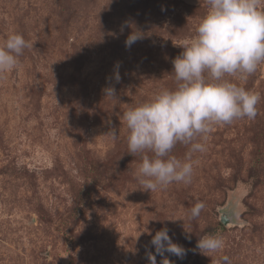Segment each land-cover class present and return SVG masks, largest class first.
I'll return each instance as SVG.
<instances>
[{
    "label": "rangeland",
    "instance_id": "obj_1",
    "mask_svg": "<svg viewBox=\"0 0 264 264\" xmlns=\"http://www.w3.org/2000/svg\"><path fill=\"white\" fill-rule=\"evenodd\" d=\"M208 9L207 0H0V45L11 34L31 45L0 74V264H151L149 255L264 264V63L246 80L225 77L260 94L257 116L198 140L206 151L191 154L190 184L145 191L127 146L123 113L176 88L173 60ZM133 32L142 39L126 47ZM188 152L178 143L172 155ZM165 228L183 259L156 253ZM208 235L223 248L198 249Z\"/></svg>",
    "mask_w": 264,
    "mask_h": 264
},
{
    "label": "clouds",
    "instance_id": "obj_2",
    "mask_svg": "<svg viewBox=\"0 0 264 264\" xmlns=\"http://www.w3.org/2000/svg\"><path fill=\"white\" fill-rule=\"evenodd\" d=\"M209 9L201 19L196 34L183 42V51L173 60L175 89H161L149 101L129 107L122 115L128 130L127 146L131 155H140L136 171L139 185L155 192L173 183L190 184L193 176L191 154L206 151V141L213 125L231 124L238 119H255L259 93L230 82L226 76L246 80L264 63V10L261 0H207ZM142 39L130 34L125 46ZM30 43L21 34L9 35L0 45V74L17 67L18 58ZM114 79L120 81L116 65ZM114 99V86L102 90ZM112 139L118 138L115 130ZM189 146L185 158L172 155L177 144ZM205 205L191 208V217L200 215ZM151 243L156 253H171L183 259L186 250L172 243L168 230L162 229ZM223 239L208 235L197 242L204 253L222 249ZM151 264L155 256L149 255ZM228 261V257H224ZM162 264H171L164 259Z\"/></svg>",
    "mask_w": 264,
    "mask_h": 264
},
{
    "label": "water",
    "instance_id": "obj_3",
    "mask_svg": "<svg viewBox=\"0 0 264 264\" xmlns=\"http://www.w3.org/2000/svg\"><path fill=\"white\" fill-rule=\"evenodd\" d=\"M222 221L224 222V224H227V221L225 219H222Z\"/></svg>",
    "mask_w": 264,
    "mask_h": 264
}]
</instances>
